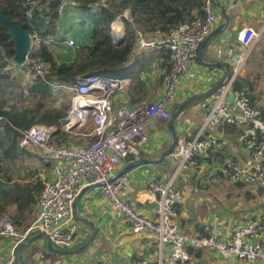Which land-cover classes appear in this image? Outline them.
<instances>
[{"label": "built area", "instance_id": "obj_1", "mask_svg": "<svg viewBox=\"0 0 264 264\" xmlns=\"http://www.w3.org/2000/svg\"><path fill=\"white\" fill-rule=\"evenodd\" d=\"M110 1L97 0L89 8L106 10ZM38 2L39 0H30L28 5L33 7ZM77 6L73 1H62L57 9L58 15L62 18L66 10L76 9ZM201 9L203 16L196 15L175 25L166 36L156 41L146 40L137 32L134 56L140 60H148L158 54L162 47L169 51V69L162 79L163 93L156 102L134 108H114L115 97L127 93L131 86L129 77H77L70 88L54 78L48 82L52 92L69 90L70 109L64 118L68 122H59L60 128L33 125L20 132L22 139L19 147L23 149L31 145L38 148L43 161L51 165V177L44 181L41 194L37 198L36 218L22 232L16 231L9 218L0 219V237L15 239L14 249L26 243L31 236L42 234L52 247L69 250L77 231L74 223V203L85 189L98 188L133 234L151 233L155 236L160 250L166 246L169 248L166 258H162L160 254L157 261L141 259L134 264H185L190 260L188 249H208L222 259L235 258L246 263L264 264V248L258 243L264 230L261 221L252 220L245 225L236 226L228 237H220L212 230L208 236H191L182 232L177 223L175 207L183 194L174 185L176 175L165 182L155 181L150 184L148 193L155 218L148 219L124 200L128 178L116 174L121 161L137 160L139 157V146L146 140L145 127L157 120L170 118L168 105L175 97L177 88L186 76L190 63L196 58L201 44L217 22L213 0H203ZM124 22L133 23V16L127 10L114 17L110 23V35L115 44L125 36ZM263 31L264 28L257 32L246 27L238 32L237 41L248 55L261 39ZM31 39L33 43L35 37ZM65 45L70 49L75 47L73 40L66 41ZM245 59L246 56L241 55L239 65L230 72L231 75L227 72L222 78L202 128L192 140L177 141L176 154L181 160V166L185 164L196 168L210 156L222 139V134L218 137L204 136V131L208 128L240 127L243 130L241 141L249 162L239 166L228 161L221 165L220 170L233 184L264 190V122L260 120L258 109L250 104L244 91L232 89L234 79ZM19 67L28 69L26 72L29 85L39 78L45 80L43 64L29 61L28 55L24 64ZM228 96L232 98V105L226 100ZM89 121L92 130L85 134L89 140L86 145H72L55 140L60 131L71 133L73 130L83 129ZM13 263L12 257L8 264Z\"/></svg>", "mask_w": 264, "mask_h": 264}, {"label": "crops", "instance_id": "obj_2", "mask_svg": "<svg viewBox=\"0 0 264 264\" xmlns=\"http://www.w3.org/2000/svg\"><path fill=\"white\" fill-rule=\"evenodd\" d=\"M216 3L218 7L214 5V11L217 22L212 32L217 30L218 32L198 51L196 58L190 63L186 76L180 82L175 97L168 105L170 118L147 125L144 129L146 140L139 146L140 153L137 160L121 161L117 168L118 175L128 178V185L124 189V200L148 219L155 218L148 193L150 184L155 181L165 182L176 175L174 185L183 194L175 207L177 223L182 232L191 236H208L212 230L220 237H228L236 226L245 225L252 220L261 221L264 225V190L247 185L241 189L239 186L243 184L231 183L220 170L221 165L228 161L239 166L249 162L248 154L237 134L227 135L222 131L223 129L208 128L204 131V136L218 137L222 134V139L210 156L196 168L185 164L181 166L175 146L168 155H164L173 144L172 130L175 134L176 146V141L180 139L189 141L197 136L217 91L206 98H193L216 87L228 71L231 72L239 65L241 55L246 56V59L238 75L244 73L248 54L237 41L238 32L246 27L257 32L264 28V0H216ZM222 12L226 20L221 15ZM159 53L142 61L147 64L148 61L154 60L153 65L148 67L149 70L141 74L143 90L138 92L133 89L132 84V88L130 87L127 93L115 97L114 108H134L158 100L163 93L162 83L158 80L155 88L157 97L150 98L148 92L153 87L150 81L154 78H149L148 81L144 80V76L152 77L154 68L164 64V59L158 56ZM162 69L158 70L161 75L165 71L164 67ZM262 102L257 101V106H261ZM175 112L177 116L170 127L169 121ZM43 163L51 168L50 164L44 161ZM50 177L51 171L46 180ZM222 181L227 183L228 189L222 194L224 198L219 201L208 190L211 185L219 188ZM245 189L250 190V194L254 197L246 198ZM256 193L262 195L258 197ZM73 212L74 223L80 237L75 235L78 241L73 243L69 250L83 247L92 237L93 232L89 229V223L97 226L105 222L85 251L75 256L62 255L59 251L65 250L52 247L47 238L39 237L40 234L31 236L15 251V239L0 237V264H8L12 257L13 264H134L141 259L157 261L160 254L162 258H166L169 252L168 246L160 250L153 234H133L121 216L114 212L109 202L103 198L98 188H87L82 191V195L74 203ZM36 213L33 220L36 218ZM24 228L15 229L22 232ZM35 239L39 241L35 243ZM258 243L264 248V230ZM31 245H35L36 249H30ZM197 251H201V257H193L187 251L190 260L185 264H220L219 262L226 261L229 264H262L246 263L235 258L222 259L208 249Z\"/></svg>", "mask_w": 264, "mask_h": 264}, {"label": "trees", "instance_id": "obj_3", "mask_svg": "<svg viewBox=\"0 0 264 264\" xmlns=\"http://www.w3.org/2000/svg\"><path fill=\"white\" fill-rule=\"evenodd\" d=\"M29 1L0 0V12L16 22L29 37H35L28 54L29 61L40 62L45 68V80L39 78L27 86L26 97L19 88L18 93L11 90L14 88V79L9 64L14 56V43L6 27L0 23V94L11 97L0 98V150L2 157L11 163L16 162L26 150L19 147L21 131L33 125L60 128V120L66 117L70 109L69 90L52 92L48 82L53 78L70 88L77 77H129L130 87L132 88L133 84V89L141 92V74L149 70L148 67L153 65L154 60L145 64L134 56L137 32L146 40L156 41L166 36L175 25L196 15L203 16V0H111L106 10L89 8L97 0H39L33 7L28 5ZM62 1H73L78 5L77 9L83 16L79 26L89 29L88 42L74 49L75 60L72 63L57 62L52 53L55 45L65 42L66 34L59 33L61 17L57 12ZM125 10L132 14L133 23H127L125 36L115 44L110 35V23ZM158 56L164 59V64L160 67H164L165 71L159 77L162 83L163 76L169 69L168 49L161 48ZM232 89L244 91L250 104L258 109L260 120L264 122V104H256L257 101H263L264 39H260L250 51L244 73L236 76ZM222 131L230 136L237 134L241 141L242 128L226 126ZM58 135L66 136L62 131L56 134ZM35 177L34 180L21 185L12 184L8 182L9 179L0 180V195L3 199L0 212H3L5 204L8 206L11 201L14 207L9 218L17 229L27 227L36 213L37 198L43 189V182L38 179L36 173ZM7 183L13 186H8ZM245 187L239 186L241 189ZM255 195L260 197L262 193ZM244 196L248 199L254 197L248 189H245ZM188 253L193 257L202 255L201 251L197 250H188Z\"/></svg>", "mask_w": 264, "mask_h": 264}, {"label": "rangeland", "instance_id": "obj_4", "mask_svg": "<svg viewBox=\"0 0 264 264\" xmlns=\"http://www.w3.org/2000/svg\"><path fill=\"white\" fill-rule=\"evenodd\" d=\"M83 16L81 14V11L79 9H73V10H66L65 15L61 18L60 21V29L59 33L60 34H66L64 40L65 42L68 40H73L75 47L73 49L67 48L65 45V42L63 41L60 45H55L52 48V53L56 59L57 62H67V63H72L75 58H74V49H76L79 45L81 44H86L88 42V28L82 29L79 26L80 21L82 20ZM127 27V23L124 22V28ZM32 38V37H30ZM263 38V35L261 39ZM12 62V60H11ZM10 65L11 73L13 76V82H14V88L13 90L15 93L19 92L20 90H23V96L26 97L28 95L27 93V86L29 85V79L26 70L28 69H21L19 66L15 65L13 62ZM8 65V66H9ZM158 68V69H157ZM21 70V72H20ZM158 70H163L160 65H158L156 68H154L153 76L151 77L150 75H145L144 80H149L153 79V81H150V84L153 86L152 89L148 92L150 93V98L156 96V91L155 89L158 85V80H160V72ZM252 70V68H251ZM19 88V89H18ZM3 96L7 98H11L9 96H6L4 94H0V98ZM153 98V99H154ZM263 104H264V89H263ZM9 101H7L8 104ZM60 103V102H59ZM92 130V125L90 121L87 123L86 127L83 129H77L71 131V133H65L66 136L63 135H58L56 136L55 140L63 143H68L72 145H86L89 140L88 137L85 136V134H88ZM25 153L18 158V160L14 163H11L4 159L2 157V153L0 150V180L6 181V179H9L12 184H25L28 181L34 180L35 173L38 176V179H40L43 183L46 181L48 178V175L51 171V168L48 167L47 165H44L43 159L41 157V151L36 148L35 146H27L26 150H24ZM118 172H116L117 174ZM9 183H7L8 185ZM8 186H13V185H8ZM209 187V193L214 195L217 200H221L224 198L222 195L226 189H228V185L225 181L221 182V186L218 188V186H213ZM227 191V190H226ZM2 196L0 195V205H2ZM13 203L10 201L8 206L5 204L4 211L0 212V219L4 217H10L12 215V208L14 207L12 205ZM38 234L34 235L37 236ZM77 237L79 236V230L76 231L75 234ZM73 241L75 243L78 241V238ZM80 237V236H79ZM41 239V238H40ZM39 239H35L34 242L37 243ZM30 249H36L35 245H31ZM30 255V253H29ZM220 264H229L227 261L226 262H219Z\"/></svg>", "mask_w": 264, "mask_h": 264}, {"label": "water", "instance_id": "obj_5", "mask_svg": "<svg viewBox=\"0 0 264 264\" xmlns=\"http://www.w3.org/2000/svg\"><path fill=\"white\" fill-rule=\"evenodd\" d=\"M214 1V5L215 7H218V4L216 3V0ZM221 15L225 18L226 17L224 15V13L222 12ZM0 23H2L8 32V35L11 36L12 41L14 43V56L12 58V62L17 65V66H22L25 62L26 56L28 55L31 45H32V39L25 33L23 32L19 26L17 25L16 22L9 20L8 18H6L1 12H0ZM218 32H212L210 33L206 39L204 40V42L201 44L199 51L203 48V46L208 42V40L210 38H212L216 33ZM228 75H231V73L228 71ZM220 88V83L214 87L213 89H211L210 91L201 94L199 96L194 97L193 99H202V98H206L211 96L213 93H215L218 89ZM227 102L231 104L232 102V98L230 96L227 97ZM232 105V104H231ZM182 107V105L180 106V108ZM177 116V112H175L170 121H169V125L170 127H172L174 120L176 119ZM60 122L62 124H67V119H61ZM172 137H173V144L171 146V148L164 154V155H168L169 152L174 148L175 146V134L172 130ZM82 195V193L78 196L77 199L80 198V196ZM105 223V222H104ZM103 222H101L99 225L95 226L94 224L89 223V229L93 232L92 237L89 239V241L81 248H78L76 250H65V251H59L62 255L65 256H75L78 255L80 253H82L83 251H85L90 245L91 243L94 241V239L97 237L98 232H99V228H101L104 225ZM39 237H43L46 238L44 235H40ZM21 247V245H18L15 248V251H17L19 248Z\"/></svg>", "mask_w": 264, "mask_h": 264}]
</instances>
